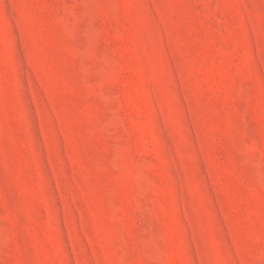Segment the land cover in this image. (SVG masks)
Returning a JSON list of instances; mask_svg holds the SVG:
<instances>
[{
	"label": "rangeland",
	"instance_id": "374dc122",
	"mask_svg": "<svg viewBox=\"0 0 264 264\" xmlns=\"http://www.w3.org/2000/svg\"><path fill=\"white\" fill-rule=\"evenodd\" d=\"M0 264H264V0H0Z\"/></svg>",
	"mask_w": 264,
	"mask_h": 264
}]
</instances>
